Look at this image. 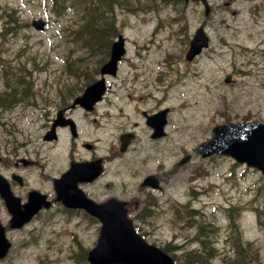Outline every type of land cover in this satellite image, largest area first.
<instances>
[{
	"label": "rangeland",
	"instance_id": "1",
	"mask_svg": "<svg viewBox=\"0 0 264 264\" xmlns=\"http://www.w3.org/2000/svg\"><path fill=\"white\" fill-rule=\"evenodd\" d=\"M211 1L214 8L208 25L212 46L189 62L183 58L187 37L204 17L199 4L183 0H114L115 20L118 30L127 37L128 49L119 74L110 80L105 98L114 99L127 110V99L142 98L134 104L151 107L156 97L164 95L173 111L168 132L157 144L151 145L147 135H139V141L123 157L127 161L121 168L124 172L119 171L122 176L114 175L116 162H112L109 192L122 198L136 195L138 176L157 172L161 187L153 193V198L149 196L151 199L136 204L134 197L127 204L128 216L146 240L160 246L170 243L169 253L175 252L184 261L181 252L184 246L198 247L195 238L199 242L208 239L219 251L205 264H234L235 258L240 264H264V176L230 156L202 157L196 150L200 141L212 135L216 123L264 121V75L256 81L259 75L251 74H264V64L259 60L264 48V10L251 15L246 3L236 0L232 12L219 7L223 0ZM50 5L46 0H0V30L5 31L0 34V62L6 60L14 65L23 57L29 58L32 95L38 100L32 104L35 107L21 104L23 107L16 106L6 112L5 118L0 116V153L6 156L11 153L10 158L18 155L35 160L32 166L19 168L27 185L47 191L51 183L42 173V118H36L38 108L45 97L57 98L54 89L57 83L58 87L64 82L60 69L65 67L66 54L74 58L85 54L83 49L77 50L85 47L66 41L68 27L64 25L73 20L76 12L68 7L56 14ZM40 16L47 20L46 26L36 30L30 20ZM225 19L241 30L242 45L252 53L243 51L234 56L229 51L215 50L224 32L221 20ZM228 34L233 37L235 31L229 29ZM228 43L231 47L235 44L233 39ZM252 58L258 61L257 65L250 63ZM90 59H81L82 65L93 66L95 57ZM238 68L249 73H236V83L224 84L223 73ZM145 92L148 95L142 97ZM127 93L131 95L129 98ZM117 108L111 106L112 124L123 119L115 113ZM111 135L108 140L105 137V143L111 140ZM43 148H52L55 160L46 164L45 172L56 173L53 167L57 164L58 148L48 144ZM185 154L190 158L179 164V158ZM135 165L136 171L131 176ZM122 178L125 185L120 188ZM140 195L143 197L145 192L141 191ZM224 206L233 208L234 230L244 245L245 258H240L232 248L235 235L231 229L224 228L230 221ZM254 213L263 223L254 219ZM8 218L0 201V220L7 224ZM97 228L94 218L52 206L19 229L6 227L12 248L0 259V264H86L81 250L95 243Z\"/></svg>",
	"mask_w": 264,
	"mask_h": 264
},
{
	"label": "flooded vegetation",
	"instance_id": "2",
	"mask_svg": "<svg viewBox=\"0 0 264 264\" xmlns=\"http://www.w3.org/2000/svg\"><path fill=\"white\" fill-rule=\"evenodd\" d=\"M69 73L79 82L73 83L75 80L72 79L71 83L60 84L56 92L57 98L44 99L42 102V173L47 175V179L52 184L53 179L61 178L71 167L72 163L91 162L89 172L81 169L71 174L70 177L73 179L75 189L79 188L88 197L96 201H103L109 196H117L109 192L111 185L109 175L112 172V162H116V166L113 169L114 175H121L119 171L124 172L121 168L127 161V159L123 160V157L126 153H129L138 136L144 134L150 136L151 128L146 122L147 115L158 111L159 108L164 106H160L162 105L160 101L150 108H140L132 104L129 112H123L122 115H119L123 119L112 124L110 121L112 116L111 100L100 99L94 104L74 101V98L84 89L80 88V85L83 84L85 78H91L92 74L89 70L87 68H74ZM83 86L85 87V84ZM170 112L171 109L168 108L165 114L166 124L164 128L169 125ZM104 117L107 119L106 121L102 120ZM137 117L139 120L135 119ZM49 130H54L55 138L44 137V134ZM127 132H131L133 135L126 150L121 151L119 147L120 136ZM110 134L116 140L115 146L111 145L110 141L104 142L105 137L108 140ZM47 143L58 144L59 149L63 148L64 151V154L56 161L57 164L53 167L54 170H57L56 173L45 172L46 164L50 160L48 149L43 148V145ZM19 158L15 157L9 166H5L2 163L3 157H0V172L9 179L13 192L24 198L30 188H36L42 191V194H46L47 198L51 199V205L57 202L60 204V201H56V193L53 192L52 185L49 191L35 185H27L26 178L19 168L22 164ZM27 160V166L33 162L32 159ZM135 168L136 165L131 170V176L136 171ZM14 173L21 174L22 179L13 178ZM141 182L138 183L137 187L146 186L142 185ZM124 185V178H122L121 182H119V187L122 188ZM104 188L105 191H103ZM67 191L71 192V187ZM152 192L153 190L146 188L143 198H149V196H152ZM134 197L136 198L134 202L138 203L139 199H137L136 195H129L128 198L124 199L128 203ZM74 210L85 213L83 208Z\"/></svg>",
	"mask_w": 264,
	"mask_h": 264
},
{
	"label": "water",
	"instance_id": "3",
	"mask_svg": "<svg viewBox=\"0 0 264 264\" xmlns=\"http://www.w3.org/2000/svg\"><path fill=\"white\" fill-rule=\"evenodd\" d=\"M35 28L42 29V18L32 19ZM206 43V37L199 28L191 40L187 55L198 51ZM123 52L122 39L119 37L112 43L109 59L104 62L100 71L114 72L116 61ZM103 91V79L95 81L84 91L82 98H98ZM149 121V120H148ZM154 135L156 133H153ZM123 147V146H122ZM202 155L213 152L229 154L240 162L259 168L264 174V123L260 121H227L213 127V136L198 145ZM188 156L182 158L184 161ZM151 178V176L146 177ZM145 182L150 183V180ZM156 183H153L155 185ZM0 195L11 212L9 226L17 227L26 222L38 209L41 198L36 192H30L29 199L20 208L19 199L14 197L6 179L0 175ZM82 205L101 221L96 244L88 251L87 259L91 264H175L173 259L162 249L146 240L135 231L132 221L126 216L123 201L114 198L104 203L88 201ZM47 205V203L45 204ZM10 246L5 235V227L0 222V258Z\"/></svg>",
	"mask_w": 264,
	"mask_h": 264
},
{
	"label": "trees",
	"instance_id": "4",
	"mask_svg": "<svg viewBox=\"0 0 264 264\" xmlns=\"http://www.w3.org/2000/svg\"><path fill=\"white\" fill-rule=\"evenodd\" d=\"M51 10L55 13H60L64 8V4L77 8L81 11L77 15L74 24L71 23L67 33L69 36L76 38L69 42H75L80 44L83 48L84 53L90 57H95V64L98 65L107 57L108 53V39H105V35L108 32L113 31V26L108 16V11L111 8L113 0H50ZM11 13V12H10ZM5 28V26H3ZM1 31V30H0ZM2 30L0 33H4ZM109 32V33H110ZM79 48H77L78 50ZM106 53V54H105ZM81 54V53H80ZM100 57V58H99ZM82 56H68L66 54L67 65L81 66ZM91 60V59H90ZM29 58L23 57L22 60L14 65H11L9 61L0 62V69L3 76V86L0 87V116L13 108L18 101H27L32 97V81H31V70L29 69L28 62ZM85 65V64H84ZM207 236V234L203 235ZM202 244L200 249H190L188 252L183 253V258L186 260L184 263L183 259L177 257V264H203L204 253L207 247ZM209 250V249H208ZM237 251L241 258H245V253L241 252L240 246L237 244ZM85 254V251H81V254ZM191 263H190V262ZM196 262V263H195Z\"/></svg>",
	"mask_w": 264,
	"mask_h": 264
},
{
	"label": "bare ground",
	"instance_id": "5",
	"mask_svg": "<svg viewBox=\"0 0 264 264\" xmlns=\"http://www.w3.org/2000/svg\"><path fill=\"white\" fill-rule=\"evenodd\" d=\"M106 54V53H105ZM100 58V57H99Z\"/></svg>",
	"mask_w": 264,
	"mask_h": 264
}]
</instances>
